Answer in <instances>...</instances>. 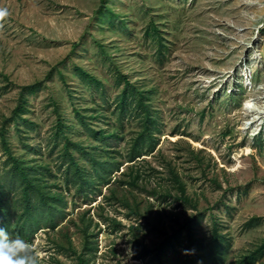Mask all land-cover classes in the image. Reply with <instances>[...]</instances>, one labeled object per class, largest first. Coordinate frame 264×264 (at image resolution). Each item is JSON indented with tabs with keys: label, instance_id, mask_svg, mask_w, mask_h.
<instances>
[{
	"label": "rangeland",
	"instance_id": "374dc122",
	"mask_svg": "<svg viewBox=\"0 0 264 264\" xmlns=\"http://www.w3.org/2000/svg\"><path fill=\"white\" fill-rule=\"evenodd\" d=\"M0 9L9 13L0 18V127L23 88L38 85L25 95L33 126L9 125V140L17 157L49 167L48 185L64 196L59 227L34 238L39 262L78 264L84 252L90 264H147L135 235L155 247L196 214L175 201L174 173L205 215L199 235L208 241L218 222L230 237L227 264L260 244L264 0H0ZM84 72L101 84H89ZM121 74L147 92L161 130L155 151L134 164L126 156L141 125L136 113L121 117L116 108ZM75 109L94 129L119 136L97 143ZM58 112L73 142L117 152L122 164L92 195L65 183ZM6 160L0 144V171ZM81 165L91 169L87 159ZM132 167L142 175L138 189L123 185ZM152 190L172 198L161 202ZM133 202L151 218L130 213L125 204Z\"/></svg>",
	"mask_w": 264,
	"mask_h": 264
},
{
	"label": "trees",
	"instance_id": "16d2710c",
	"mask_svg": "<svg viewBox=\"0 0 264 264\" xmlns=\"http://www.w3.org/2000/svg\"><path fill=\"white\" fill-rule=\"evenodd\" d=\"M84 76L91 85L101 84L88 72H84ZM121 80L125 86L116 103L119 115L122 117L127 112H134L141 125V130L130 142L126 156L127 163L134 164L155 151L159 141L157 135L161 130L147 92L140 91L123 74ZM38 88V85L23 88L20 102L13 115L0 127V144L7 157L4 168L0 171V227L5 228L13 239L17 237L24 239L30 247L40 231H55L65 218L64 196L54 192L52 186L47 183V172L51 173L49 167L35 165L25 157H17L9 140V125L14 124L18 131L21 125L27 130L33 126V123L25 118L29 112L25 95L36 93ZM74 112L83 130L97 143L106 144L119 136L117 133L110 134L107 130L94 129L81 110L75 109ZM72 130L73 127L58 112L55 137L65 141L61 153L65 183L69 187L72 186L79 195L89 196L100 191V186L109 185L113 174L120 170L122 164L116 157L117 152L104 150L100 148L102 146L85 147L82 142H73L69 137ZM76 153L82 155L81 159ZM82 159L89 161L91 169L81 165ZM133 169L132 167L129 171L130 180L123 185L138 189L142 175L140 171ZM173 176L177 194L175 201L196 214L187 215L183 223H179L178 220L179 229L173 235L165 234L166 239L155 247L143 244L137 233L135 237L138 259L148 260L147 264H227L232 245L230 237L221 232L218 222L214 223L212 236L208 241L199 235L198 229L205 215L199 210L198 204L187 195L186 186L180 181L178 174L174 173ZM151 195L161 202L172 198L170 193L159 195L153 190ZM125 205L133 215H143L147 220L151 218L152 211L143 214L138 202ZM183 233H186L185 237ZM72 245V242L68 243L71 248ZM86 251L92 253L93 250ZM263 260L264 238L255 248L240 255L233 264H264ZM90 263L87 254L82 252L78 257V264ZM38 264L42 263L38 261Z\"/></svg>",
	"mask_w": 264,
	"mask_h": 264
},
{
	"label": "clouds",
	"instance_id": "9594fccd",
	"mask_svg": "<svg viewBox=\"0 0 264 264\" xmlns=\"http://www.w3.org/2000/svg\"><path fill=\"white\" fill-rule=\"evenodd\" d=\"M8 14L7 9H0V18ZM0 264H38V259L24 239H13L5 228L0 227Z\"/></svg>",
	"mask_w": 264,
	"mask_h": 264
},
{
	"label": "bare ground",
	"instance_id": "6f19581e",
	"mask_svg": "<svg viewBox=\"0 0 264 264\" xmlns=\"http://www.w3.org/2000/svg\"><path fill=\"white\" fill-rule=\"evenodd\" d=\"M261 111H263V109H260ZM260 114H264V112H260Z\"/></svg>",
	"mask_w": 264,
	"mask_h": 264
}]
</instances>
